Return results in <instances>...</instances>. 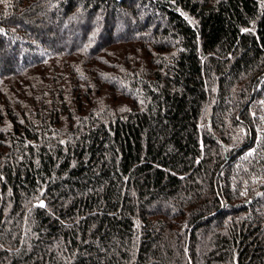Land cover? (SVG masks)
Listing matches in <instances>:
<instances>
[{
  "label": "trees",
  "instance_id": "1",
  "mask_svg": "<svg viewBox=\"0 0 264 264\" xmlns=\"http://www.w3.org/2000/svg\"><path fill=\"white\" fill-rule=\"evenodd\" d=\"M0 264H264V0L0 3Z\"/></svg>",
  "mask_w": 264,
  "mask_h": 264
},
{
  "label": "snow or ice",
  "instance_id": "2",
  "mask_svg": "<svg viewBox=\"0 0 264 264\" xmlns=\"http://www.w3.org/2000/svg\"><path fill=\"white\" fill-rule=\"evenodd\" d=\"M5 2V0H0V3Z\"/></svg>",
  "mask_w": 264,
  "mask_h": 264
},
{
  "label": "rangeland",
  "instance_id": "3",
  "mask_svg": "<svg viewBox=\"0 0 264 264\" xmlns=\"http://www.w3.org/2000/svg\"><path fill=\"white\" fill-rule=\"evenodd\" d=\"M121 24V23H120ZM122 25V24H121ZM122 27H123V25H122Z\"/></svg>",
  "mask_w": 264,
  "mask_h": 264
}]
</instances>
